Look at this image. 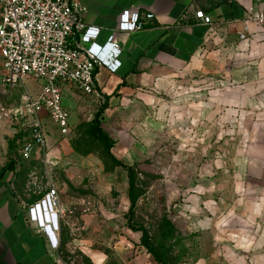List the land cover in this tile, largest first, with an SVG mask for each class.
<instances>
[{
	"label": "crops",
	"instance_id": "0c3cea01",
	"mask_svg": "<svg viewBox=\"0 0 264 264\" xmlns=\"http://www.w3.org/2000/svg\"><path fill=\"white\" fill-rule=\"evenodd\" d=\"M81 2L88 8L87 25L100 28L97 42L104 44L111 34H115L121 49L118 56L121 65L115 72L106 67L96 70L98 91L108 103L107 113L121 115L129 106V122L135 125L134 133L148 138L144 126L163 128L169 125L173 106L183 104L173 131L183 138L195 134L200 148H217L225 133L246 136L244 169L235 185V193L241 196L238 199L242 202L240 217L243 225L231 227L226 219L208 220L206 232L210 235V245L222 243L225 253L236 259L239 256L241 264H264V34L257 33L252 24V30L256 32L247 40L238 38V31L248 17L246 6L252 3L261 6L264 0ZM125 9L152 13L153 17L142 29L114 32ZM197 10L209 14L212 23L205 24L197 18ZM223 78L227 84L232 82L243 90L226 84L214 95L210 88ZM192 85L202 87L194 101L188 93ZM65 88L72 96H79V93L84 96L78 89L63 84V101ZM3 90L0 80V103L19 100V93L4 96ZM45 123L49 133V153L54 155L61 149H68L64 141L62 145H55L58 138L65 136L59 133L51 119L45 118ZM48 125L54 127L53 134ZM18 136L11 128L0 127V264H63L59 247L65 236L61 228L72 226V219L66 210L60 216L59 229H53L59 245L52 246L46 232L49 226L39 224L30 213V207L42 199L41 191L31 187L30 183H20L23 181L19 174L22 163L36 158L21 160L18 157ZM142 147L139 143L132 146L133 154ZM194 189L200 191L198 185ZM246 194L248 199L244 198ZM58 201L65 209L67 202L59 196ZM56 210L55 207L53 211ZM45 217L43 214L48 223ZM233 231L243 233V236L240 238ZM232 244L244 248L242 255L231 248ZM211 252L206 253L204 261L216 256ZM95 255L100 261L101 256Z\"/></svg>",
	"mask_w": 264,
	"mask_h": 264
},
{
	"label": "rangeland",
	"instance_id": "374dc122",
	"mask_svg": "<svg viewBox=\"0 0 264 264\" xmlns=\"http://www.w3.org/2000/svg\"><path fill=\"white\" fill-rule=\"evenodd\" d=\"M1 74L0 65V80ZM26 83L39 91L33 78ZM64 101L71 113V131L55 145L64 141L68 149L54 155L48 150L19 169L20 183H30L41 196L55 188L67 202L65 213L73 225L61 228L63 264H241L239 256L225 253L222 243L210 245L205 222L226 219L231 227L243 225L241 196L235 193L244 169L243 134L225 133L217 148L202 149L194 134L183 138L173 131L176 123L163 128L148 124L144 126L148 138L137 135L129 122V106L121 115L109 114L105 100L81 93L72 96L67 88ZM96 120L111 138L109 150L93 134ZM48 128L55 132L53 126ZM138 143L143 147L134 155L131 147ZM130 179L135 197L132 213ZM143 232L163 262L148 252ZM231 248L242 255V246ZM210 251L216 256L204 261Z\"/></svg>",
	"mask_w": 264,
	"mask_h": 264
},
{
	"label": "built area",
	"instance_id": "2783aa9c",
	"mask_svg": "<svg viewBox=\"0 0 264 264\" xmlns=\"http://www.w3.org/2000/svg\"><path fill=\"white\" fill-rule=\"evenodd\" d=\"M87 11L81 0H0V63L4 88L1 94L9 96L15 89H21L17 102L0 103V127H9L19 134L16 153L21 160L47 155L49 133L45 118L51 119L61 135L70 133L71 113L63 101V84L78 89L86 97L94 96L104 101L98 91L96 70L106 67L115 72L121 65L118 58L121 49L115 34H111L104 44L97 42L100 28L87 25ZM246 11L248 17L238 31L240 40H247L256 31L264 34V4H249ZM195 16L205 24L212 23V17L203 10H197ZM152 17V13L125 9L113 31L142 29ZM27 78H33L39 84V91L27 86ZM224 80L210 88L214 95L226 86ZM227 85L243 90L232 82ZM204 89L209 90L208 87ZM201 90V86H189L190 100L194 101ZM183 106H173L169 124L175 123ZM58 196L57 190L52 188L30 207L31 217L39 224L49 226L46 232L54 247H58L59 241L53 229H59V219L65 211L58 203ZM55 207L56 212L53 211Z\"/></svg>",
	"mask_w": 264,
	"mask_h": 264
},
{
	"label": "trees",
	"instance_id": "16d2710c",
	"mask_svg": "<svg viewBox=\"0 0 264 264\" xmlns=\"http://www.w3.org/2000/svg\"><path fill=\"white\" fill-rule=\"evenodd\" d=\"M93 134L95 136H97L98 138H100L101 140H103L106 144L107 150L110 149L111 147V138L110 136L105 133V131L100 127L99 122L96 120V123L94 124V128H93ZM118 161V160H117ZM119 162V161H118ZM122 164V162H119ZM129 173L131 174V167L127 166ZM129 194H130V199H131V205H130V213L133 212V208L135 206V197H134V193H133V180L130 179V190H129ZM142 241L145 245V247L148 249V252H150L151 254H153L155 256V258L159 261V262H163V260L158 256L157 252L155 251V249L152 247V245L147 241V238L145 236V233L143 232L142 235Z\"/></svg>",
	"mask_w": 264,
	"mask_h": 264
},
{
	"label": "bare ground",
	"instance_id": "6f19581e",
	"mask_svg": "<svg viewBox=\"0 0 264 264\" xmlns=\"http://www.w3.org/2000/svg\"><path fill=\"white\" fill-rule=\"evenodd\" d=\"M47 206H48V202H47ZM42 211H43V206H42ZM44 214V212H42Z\"/></svg>",
	"mask_w": 264,
	"mask_h": 264
}]
</instances>
